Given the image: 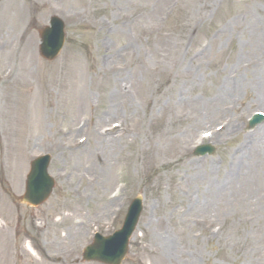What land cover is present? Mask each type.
Here are the masks:
<instances>
[{
    "label": "rangeland",
    "instance_id": "rangeland-1",
    "mask_svg": "<svg viewBox=\"0 0 264 264\" xmlns=\"http://www.w3.org/2000/svg\"><path fill=\"white\" fill-rule=\"evenodd\" d=\"M51 16L66 42L49 63ZM0 19V264H68L52 261L137 196L123 264H264L263 123L245 131L264 113V0H1ZM45 153L52 196L15 203Z\"/></svg>",
    "mask_w": 264,
    "mask_h": 264
},
{
    "label": "water",
    "instance_id": "water-1",
    "mask_svg": "<svg viewBox=\"0 0 264 264\" xmlns=\"http://www.w3.org/2000/svg\"><path fill=\"white\" fill-rule=\"evenodd\" d=\"M57 20H52L51 29L44 30L42 34L41 54L44 58L52 60L62 46V25ZM210 147L200 148L196 154L212 153ZM47 159H40L32 163L31 173L28 176L25 201L32 205L42 203L49 195L53 183L47 179ZM141 211L140 200L136 199L129 208L123 229L108 240L95 242V245L84 256L85 260H95L105 264H120L124 258L127 239L131 235ZM110 253L100 256V252Z\"/></svg>",
    "mask_w": 264,
    "mask_h": 264
},
{
    "label": "bare ground",
    "instance_id": "bare-ground-1",
    "mask_svg": "<svg viewBox=\"0 0 264 264\" xmlns=\"http://www.w3.org/2000/svg\"><path fill=\"white\" fill-rule=\"evenodd\" d=\"M17 15L19 16V18L17 19V22H20V19L22 18V15H21V13H23V9L22 8H20V7H18L17 8ZM0 21H1V19H0ZM1 23V22H0ZM264 68V67H263ZM259 86L261 87V90H262V92H264V82L262 81V79H261V82H260V84H259ZM263 103H264V100H262V103H261V105H263ZM110 110H111V108L109 109V107L106 109V112L104 113V114H106V115H108V116H111V113H110ZM257 132H263L264 133V124H263V126L262 127H259L258 129H257ZM258 133V134H259ZM259 152H260V149L258 150V154H259ZM94 156H96V154L94 153ZM259 157L260 158H262V150H261V154L259 155ZM176 166V165H175ZM27 248H29V247H27Z\"/></svg>",
    "mask_w": 264,
    "mask_h": 264
}]
</instances>
